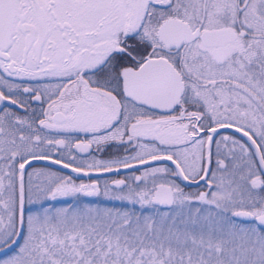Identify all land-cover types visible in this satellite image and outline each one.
I'll return each instance as SVG.
<instances>
[{
	"label": "snow or ice",
	"instance_id": "obj_1",
	"mask_svg": "<svg viewBox=\"0 0 264 264\" xmlns=\"http://www.w3.org/2000/svg\"><path fill=\"white\" fill-rule=\"evenodd\" d=\"M0 264H264V0H0Z\"/></svg>",
	"mask_w": 264,
	"mask_h": 264
},
{
	"label": "flooded vegetation",
	"instance_id": "obj_2",
	"mask_svg": "<svg viewBox=\"0 0 264 264\" xmlns=\"http://www.w3.org/2000/svg\"><path fill=\"white\" fill-rule=\"evenodd\" d=\"M39 163H44V162H39Z\"/></svg>",
	"mask_w": 264,
	"mask_h": 264
}]
</instances>
